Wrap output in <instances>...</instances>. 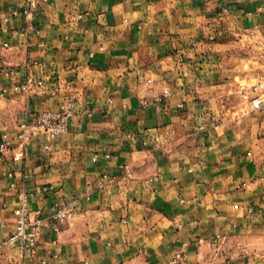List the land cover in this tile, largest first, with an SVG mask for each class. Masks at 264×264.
<instances>
[{"label": "crops", "instance_id": "1", "mask_svg": "<svg viewBox=\"0 0 264 264\" xmlns=\"http://www.w3.org/2000/svg\"><path fill=\"white\" fill-rule=\"evenodd\" d=\"M38 1L29 39L9 18L27 0H0V142L70 96L74 113L61 136L0 152L1 238L23 195L48 220L0 264H264V111L242 98L264 0Z\"/></svg>", "mask_w": 264, "mask_h": 264}, {"label": "built area", "instance_id": "2", "mask_svg": "<svg viewBox=\"0 0 264 264\" xmlns=\"http://www.w3.org/2000/svg\"><path fill=\"white\" fill-rule=\"evenodd\" d=\"M38 7V0H27V4L22 9H14L10 13L9 18L24 16L30 20L28 25L29 39L37 38L40 35L39 26L34 22V15ZM4 45L8 46V43H4ZM261 58L263 61V71L259 80L242 94L243 99L247 102L246 112L248 113L264 111V40ZM34 84L35 79L28 77L21 88L29 90ZM74 101L75 96L67 97L59 103L58 110L43 111L33 120L22 122L14 138H10L7 135L0 142V152L3 153L14 149L16 145V149L21 150L24 154L28 144L33 140L37 138L53 140L64 134L68 130L69 119L74 113ZM76 213L77 206L75 204L55 206L51 210L49 221L51 220L55 224L61 225ZM16 214L15 231L6 239L1 238V227L3 225H0V248L5 247L16 250L18 257L23 259L26 254L33 251L36 247L40 236V229L44 224H47L48 220L44 218L31 219L29 201L26 195L22 196Z\"/></svg>", "mask_w": 264, "mask_h": 264}, {"label": "rangeland", "instance_id": "3", "mask_svg": "<svg viewBox=\"0 0 264 264\" xmlns=\"http://www.w3.org/2000/svg\"><path fill=\"white\" fill-rule=\"evenodd\" d=\"M264 40V39H263ZM262 50H263V41H262V44H261V49L258 51V52H260V54H259V60H258V62L260 63V65H262V71H263V61H262V58H261V52H262ZM262 71H261V73L256 77L257 79H256V81L253 83V84H255L258 80H259V78H260V76H261V74H262ZM243 94V93H242ZM243 98V97H242Z\"/></svg>", "mask_w": 264, "mask_h": 264}]
</instances>
